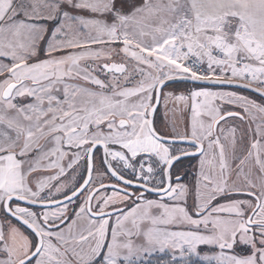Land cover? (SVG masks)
Returning <instances> with one entry per match:
<instances>
[{"label": "snow or ice", "instance_id": "obj_1", "mask_svg": "<svg viewBox=\"0 0 264 264\" xmlns=\"http://www.w3.org/2000/svg\"><path fill=\"white\" fill-rule=\"evenodd\" d=\"M0 77V213L24 228H0V264H264V0H0ZM175 80L200 87L168 136L154 116Z\"/></svg>", "mask_w": 264, "mask_h": 264}, {"label": "rangeland", "instance_id": "obj_2", "mask_svg": "<svg viewBox=\"0 0 264 264\" xmlns=\"http://www.w3.org/2000/svg\"><path fill=\"white\" fill-rule=\"evenodd\" d=\"M112 61L117 62V63L123 62L122 54L120 56L113 54ZM97 63H102V61H98ZM128 67H129V69H131L132 64H128ZM203 68L206 69V64L203 65ZM2 79H3V77H0V80H2ZM138 79H139V77H137V79H133L128 86L134 87L136 85V83L138 82ZM72 82L73 83H82L81 81H72ZM121 86H123V83L121 84ZM197 88H199V87L188 85V84H177V85H172V86L167 87V89L164 90V97L162 98V107L163 108L164 107L170 108L169 103H171L172 100L167 99V98L165 99V96H167V97L169 96L168 94L175 95V96H180V95L188 96L192 90H195ZM216 91H226V90H216ZM254 99L259 102V100L257 98H254ZM177 103L179 104L180 107L183 106L182 118H181V121L179 122L178 125L174 121L173 123L169 124V127L166 130L162 131V133H164L165 135H168V136H173L176 134L183 135L185 132H190L191 101L189 100L187 104H185L183 102H179V101ZM217 104H220V102L217 101ZM220 106L222 109H223V107H224V109H228V107H229V105H227V104H222ZM204 119H207V118H204ZM232 120L233 119L230 118L228 123H224V122L221 123V125L224 128V134L225 135H227L228 130L231 128L230 125L233 124ZM235 127L237 128V132L235 134L236 140H237V148H240L241 137L247 129L245 126H235ZM241 131H242V133H241ZM230 139L231 138H229V141L227 143L229 145L226 144L227 141H223V142L225 143L226 151L228 149V152H229V163H233L232 158H231V154H230V149H229L230 148ZM246 142H247V138H245V143ZM180 147H183V146H174L173 150L175 151V150H177V148H180ZM189 161H192L191 165L189 164ZM65 163H67V161H65ZM195 164H196V161L188 160V161H185V163H183L182 165H180L181 167H183V169L187 173V175H186L187 179L185 180V183L191 184L193 182V180H194L193 173L195 172V167H193V165H195ZM83 165H84V161H81L80 166H77L76 169L70 171L67 176L62 178V180L68 182L69 187L72 186L73 178L75 179V181L80 180V177H81L83 170H84ZM245 171H247V167L245 168ZM51 174L52 173H49V172L38 171L36 173H33V176L41 178V177H46V176L51 175ZM104 183L109 184V180H106ZM102 193L110 194V191H108V192L103 191ZM2 221H3V218H2ZM3 225L5 226V230L7 229L5 232V234H6L5 240L9 244H11V240H10L11 229L13 227L18 228L20 231H21V229L17 225H15L14 223H12L11 221H9L7 219L4 220ZM202 247H204V246H202ZM169 256H170L169 253H164V254H161L159 252L154 253L153 256L151 257V264H168ZM5 258H6L5 254L2 251H0V260H3ZM154 258L160 259V261L154 260Z\"/></svg>", "mask_w": 264, "mask_h": 264}, {"label": "flooded vegetation", "instance_id": "obj_3", "mask_svg": "<svg viewBox=\"0 0 264 264\" xmlns=\"http://www.w3.org/2000/svg\"><path fill=\"white\" fill-rule=\"evenodd\" d=\"M135 79H137V77ZM165 89H167V88H165ZM163 97H164V95H162V97H161L160 106H159V108H158V110L154 116L155 126L158 129V131H160V132L166 130L169 127V124L173 123L174 121L178 125L179 122L181 121L182 112H183V106H181V107L179 106V104L177 103L178 101L175 100V97H176L175 95H171L168 97L165 96V99L167 98V99L172 100V102L169 103L170 108L169 107L168 108L162 107V98ZM186 161H188V160H186ZM113 163H115V162H113ZM94 169H95V171L93 174V179H94V182L97 186L99 185L101 180H103V182H105L106 180H109V184L113 182L114 178H113V180H110L108 175H103V168H102V164H101V154L100 153L96 154V157L94 160ZM177 171L181 175H185V173H186L185 170L183 169V167H181V166L179 167V169H177ZM84 173H85V169L83 170L82 175ZM173 179H175V177ZM186 179H187V176H186ZM105 184L107 185L108 183H105ZM103 191H105V190L104 189L101 190V193ZM152 198H156V197L152 196ZM79 202L80 201H77V203H79ZM76 206H77L76 203L71 205L72 208H76ZM2 218H3V221H2ZM4 220H5L4 215L2 213H0V228L3 229L4 237H6L5 232L7 229L5 230V226L3 225ZM7 220H9L12 223H14L15 225H17L21 229V231L24 232V228L18 222H16L14 219H7Z\"/></svg>", "mask_w": 264, "mask_h": 264}, {"label": "water", "instance_id": "obj_4", "mask_svg": "<svg viewBox=\"0 0 264 264\" xmlns=\"http://www.w3.org/2000/svg\"><path fill=\"white\" fill-rule=\"evenodd\" d=\"M177 84H188V85H192V86H196V87H200L199 84H193V82H190V81H184V80H175V81H169L167 82V85L165 88L169 87V86H172V85H177ZM206 87L210 88V89H213V90H229V91H237V92H242V93H246V94H249V95H252L258 99H260L258 97L257 94L255 93H252L250 90H247V89H243V88H239V87H235V86H228V85H207ZM160 103H161V100H160ZM160 106V104H159ZM159 108V107H158ZM157 108V110H158ZM157 112V111H156ZM156 114V113H155ZM230 119V118H229ZM223 121H221L222 123ZM174 146H184V143L183 142H180V141H177V143L174 145ZM184 160H192V158H184ZM103 190V189H101ZM153 197H155V195L153 194Z\"/></svg>", "mask_w": 264, "mask_h": 264}, {"label": "crops", "instance_id": "obj_5", "mask_svg": "<svg viewBox=\"0 0 264 264\" xmlns=\"http://www.w3.org/2000/svg\"><path fill=\"white\" fill-rule=\"evenodd\" d=\"M226 91H229V90H226ZM235 92H237V91H235ZM238 94H241V95H245V96H249L251 99H254L255 97L254 96H252V95H249V94H246V93H242V92H237ZM226 107V106H225ZM232 106L231 105H229V107L228 108H231ZM223 109H224V107H223ZM222 109V110H223ZM235 110H237V111H239V109H235ZM233 120H232V125H230L231 127L232 126H244V125H242L238 120H236V119H234V118H232ZM229 126V127H230ZM241 133H242V131H241ZM228 143V141L226 142V144ZM227 145H229V144H227ZM230 149V148H229ZM237 150H240V148H237ZM227 151H228V149H227Z\"/></svg>", "mask_w": 264, "mask_h": 264}, {"label": "built area", "instance_id": "obj_6", "mask_svg": "<svg viewBox=\"0 0 264 264\" xmlns=\"http://www.w3.org/2000/svg\"><path fill=\"white\" fill-rule=\"evenodd\" d=\"M199 70L200 71H204L205 69L203 68V66H201Z\"/></svg>", "mask_w": 264, "mask_h": 264}, {"label": "trees", "instance_id": "obj_7", "mask_svg": "<svg viewBox=\"0 0 264 264\" xmlns=\"http://www.w3.org/2000/svg\"><path fill=\"white\" fill-rule=\"evenodd\" d=\"M256 98V97H255ZM258 99V98H257ZM259 100V99H258ZM154 260H157V261H160V259H156V258H154Z\"/></svg>", "mask_w": 264, "mask_h": 264}]
</instances>
